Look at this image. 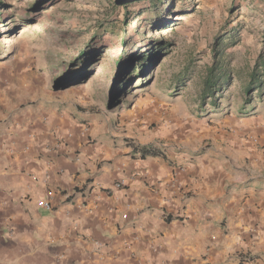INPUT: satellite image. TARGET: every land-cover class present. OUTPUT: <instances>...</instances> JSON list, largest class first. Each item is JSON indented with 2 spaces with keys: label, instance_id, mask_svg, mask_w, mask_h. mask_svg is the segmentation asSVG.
Returning a JSON list of instances; mask_svg holds the SVG:
<instances>
[{
  "label": "rangeland",
  "instance_id": "obj_1",
  "mask_svg": "<svg viewBox=\"0 0 264 264\" xmlns=\"http://www.w3.org/2000/svg\"><path fill=\"white\" fill-rule=\"evenodd\" d=\"M11 121L120 147L189 141L264 186V0H0Z\"/></svg>",
  "mask_w": 264,
  "mask_h": 264
},
{
  "label": "crops",
  "instance_id": "obj_2",
  "mask_svg": "<svg viewBox=\"0 0 264 264\" xmlns=\"http://www.w3.org/2000/svg\"><path fill=\"white\" fill-rule=\"evenodd\" d=\"M205 152L0 123V264H264V186Z\"/></svg>",
  "mask_w": 264,
  "mask_h": 264
},
{
  "label": "trees",
  "instance_id": "obj_3",
  "mask_svg": "<svg viewBox=\"0 0 264 264\" xmlns=\"http://www.w3.org/2000/svg\"><path fill=\"white\" fill-rule=\"evenodd\" d=\"M157 1L159 2L160 0H157ZM124 22H126L125 19H124ZM115 65L117 66V69L119 70L118 73L120 75V72H121L120 70L122 69V64H121L120 60H118L117 62H115ZM213 72L214 71L211 70L209 76L204 81V89L202 91L201 99L205 98L207 95L212 96L213 90H211L209 88L213 87V85L216 84V82L218 80L217 77L215 75H213ZM119 75H118V77H119ZM255 80H256V74H252L251 75V81H252V83ZM116 88L117 87H115L114 90H116ZM139 152H140L141 158H144L145 156H148V155H150V156H159L160 155L159 152L153 151V150H151L149 148H144V147L143 148H140V151Z\"/></svg>",
  "mask_w": 264,
  "mask_h": 264
},
{
  "label": "built area",
  "instance_id": "obj_4",
  "mask_svg": "<svg viewBox=\"0 0 264 264\" xmlns=\"http://www.w3.org/2000/svg\"><path fill=\"white\" fill-rule=\"evenodd\" d=\"M37 205L44 209L50 210V204L47 201L44 200L38 201Z\"/></svg>",
  "mask_w": 264,
  "mask_h": 264
}]
</instances>
